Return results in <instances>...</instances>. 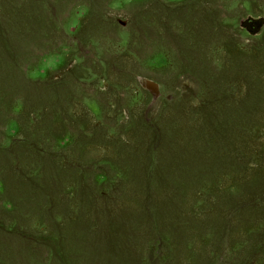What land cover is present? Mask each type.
Returning a JSON list of instances; mask_svg holds the SVG:
<instances>
[{"label": "rangeland", "instance_id": "obj_1", "mask_svg": "<svg viewBox=\"0 0 264 264\" xmlns=\"http://www.w3.org/2000/svg\"><path fill=\"white\" fill-rule=\"evenodd\" d=\"M264 0H0V264H264Z\"/></svg>", "mask_w": 264, "mask_h": 264}, {"label": "water", "instance_id": "obj_2", "mask_svg": "<svg viewBox=\"0 0 264 264\" xmlns=\"http://www.w3.org/2000/svg\"><path fill=\"white\" fill-rule=\"evenodd\" d=\"M264 25V18H254L249 17L242 22V26L246 27L252 34H256L260 31L261 27Z\"/></svg>", "mask_w": 264, "mask_h": 264}]
</instances>
